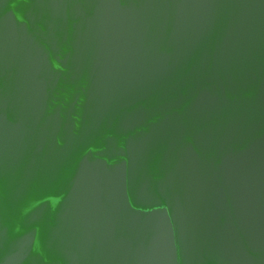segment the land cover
Listing matches in <instances>:
<instances>
[{
  "label": "water",
  "instance_id": "1",
  "mask_svg": "<svg viewBox=\"0 0 264 264\" xmlns=\"http://www.w3.org/2000/svg\"><path fill=\"white\" fill-rule=\"evenodd\" d=\"M0 264H264V0H0Z\"/></svg>",
  "mask_w": 264,
  "mask_h": 264
}]
</instances>
